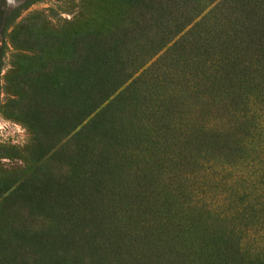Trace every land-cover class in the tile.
<instances>
[{"label": "trees", "instance_id": "trees-1", "mask_svg": "<svg viewBox=\"0 0 264 264\" xmlns=\"http://www.w3.org/2000/svg\"><path fill=\"white\" fill-rule=\"evenodd\" d=\"M39 1L0 14L42 63L12 87L36 166L0 181V264H264V0H122L44 41ZM200 163L248 171L232 212L183 187Z\"/></svg>", "mask_w": 264, "mask_h": 264}, {"label": "rangeland", "instance_id": "rangeland-1", "mask_svg": "<svg viewBox=\"0 0 264 264\" xmlns=\"http://www.w3.org/2000/svg\"><path fill=\"white\" fill-rule=\"evenodd\" d=\"M21 1L0 0V14L6 13ZM123 7L122 0H41L22 11L20 17H30L29 19L32 21L38 16L47 15L44 22L47 27L44 29V38L41 40L44 41L47 36H51L53 30L60 29V26L67 20L77 17L82 22L97 27L116 25L120 22L119 14ZM18 20L19 18L7 28L4 34V45L0 22V48H3V54L0 57V181L6 182H12L27 175L36 166L31 154L32 136L24 124L14 116L16 110L10 100L15 97L12 94V87L18 81V74L37 66L40 67L42 63L31 64L25 57L27 52L20 50L17 46V42L22 38L29 37L27 29L21 30L18 36L12 37L10 34V29ZM245 173L248 171L238 168V166L229 169L209 168L200 163L191 176L182 179V184L188 189L195 202L210 209L226 210L227 213H230L233 205L228 209L221 208L224 199L227 201L228 197L232 198V195L223 194L221 181L223 179L230 181ZM233 223L234 226L245 227L238 221Z\"/></svg>", "mask_w": 264, "mask_h": 264}]
</instances>
